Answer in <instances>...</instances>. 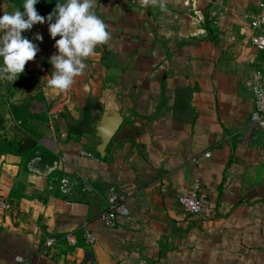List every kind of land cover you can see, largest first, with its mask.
Masks as SVG:
<instances>
[{"label": "crops", "instance_id": "obj_1", "mask_svg": "<svg viewBox=\"0 0 264 264\" xmlns=\"http://www.w3.org/2000/svg\"><path fill=\"white\" fill-rule=\"evenodd\" d=\"M261 1L95 0L111 35L98 54L114 63L102 68L120 72L114 102L97 98L75 128L55 91L46 118L19 107L45 132L30 152L0 153V196L13 207L0 212V264H264V129L238 143L252 68L264 75L251 45ZM9 107L0 115L16 126ZM196 184L200 217L177 204ZM110 191L128 211L114 228L99 219ZM68 233L77 247H46Z\"/></svg>", "mask_w": 264, "mask_h": 264}, {"label": "clouds", "instance_id": "obj_2", "mask_svg": "<svg viewBox=\"0 0 264 264\" xmlns=\"http://www.w3.org/2000/svg\"><path fill=\"white\" fill-rule=\"evenodd\" d=\"M38 3L40 0H24L22 10L0 15V81L17 80L25 65L35 59L40 49L22 33L47 22L57 51L48 61L53 71L44 78L45 86L63 93L84 74L88 66L85 61L95 55L96 48L106 44L111 35L107 25L93 11L95 0H62L47 17L37 12ZM160 7L163 9L164 5ZM35 40L41 42L43 36L37 34Z\"/></svg>", "mask_w": 264, "mask_h": 264}, {"label": "rangeland", "instance_id": "obj_3", "mask_svg": "<svg viewBox=\"0 0 264 264\" xmlns=\"http://www.w3.org/2000/svg\"><path fill=\"white\" fill-rule=\"evenodd\" d=\"M21 1L23 5L24 0ZM96 5L97 3L95 2L94 7ZM16 9H19V7L9 3L7 0H0V15L11 13ZM37 34L43 36L41 42L35 40ZM22 35L36 43L40 51L33 61L25 65L24 72L19 75L17 80L0 81V114L6 113L7 105L18 104L17 107H25L29 104L36 115L46 118L48 116L47 108L50 105L48 102L53 103L55 97L54 94H51V89L45 86L44 78L53 71L52 65L48 61L53 54H56L55 41L49 35L47 22L43 25H34L31 30L22 33ZM56 39H59V37ZM98 50L99 46L95 50V55L85 61L88 66L84 74L76 78L74 85L69 90L63 93L52 90L58 95L57 103H59V100L65 99L67 105L64 106L63 112L59 114L63 115L62 117L66 121L69 120L72 128L78 126L77 123L82 120L85 111H94L98 107L97 98L105 96L108 98L107 103L114 102L112 90L115 83L120 80L118 74L116 75L115 73L120 72H116L113 69L104 71L102 67L111 66L112 68L114 63L110 61L103 62ZM99 87L108 90L109 92H106L108 96L97 92ZM96 88L97 90H95ZM87 103H92V105L89 106ZM37 125H39L37 121L28 119L26 127L32 128L36 133H38L37 131L39 133L40 131L45 132V129L39 130ZM20 134L21 132L16 126H9L5 121L0 129L2 149L6 152L13 151L19 141Z\"/></svg>", "mask_w": 264, "mask_h": 264}, {"label": "built area", "instance_id": "obj_4", "mask_svg": "<svg viewBox=\"0 0 264 264\" xmlns=\"http://www.w3.org/2000/svg\"><path fill=\"white\" fill-rule=\"evenodd\" d=\"M130 4H135L137 0H128ZM251 30L254 36L251 39V45L258 51H264V1L258 3L255 15L252 19ZM250 93L253 100V111L249 117L245 128L238 135V143L241 147H250L258 143L259 136L264 129V75L261 67L252 68L250 76ZM84 156H88L83 154ZM70 181L67 178L59 182V191L63 195L70 194ZM49 190H53L50 187ZM106 211L99 217L100 221L109 228H114L119 217H126L128 211L124 205L123 197L115 191H110L106 196ZM177 204L183 213L192 216L200 217L202 215V202L198 194V184L191 192L184 193L177 198ZM0 212L12 213V205L0 196ZM81 239L86 246L95 244V237L92 233L86 230V225L82 227ZM64 242L71 247H77L79 240L73 233H68L61 239L50 238L45 242L46 247H54L59 243ZM20 262V260H18Z\"/></svg>", "mask_w": 264, "mask_h": 264}, {"label": "trees", "instance_id": "obj_5", "mask_svg": "<svg viewBox=\"0 0 264 264\" xmlns=\"http://www.w3.org/2000/svg\"><path fill=\"white\" fill-rule=\"evenodd\" d=\"M9 3L14 4L15 6L19 7L20 10H22V1L21 0H7ZM57 2H62L61 0H40V3H38L35 7L37 12L41 16H48L49 13L53 11V9L56 6ZM9 113L13 120L17 123L16 127L20 130L21 135L19 137L18 143L15 145L16 148L13 151H8L11 153H14L16 155L21 154L23 152H30L34 150L37 146V133L32 128H27V120L30 118H33L32 116H29L25 113V109L16 107L14 105H10L9 107ZM5 123V119L3 116L0 115V129ZM92 128L90 127V131ZM22 136V137H21ZM1 140V136H0ZM0 153H6L1 147L0 142ZM49 165L52 164V161H49Z\"/></svg>", "mask_w": 264, "mask_h": 264}]
</instances>
